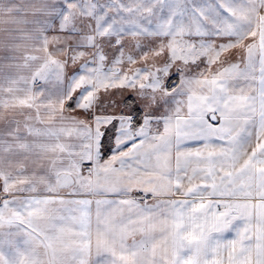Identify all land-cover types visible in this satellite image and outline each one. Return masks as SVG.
<instances>
[{"label":"snow or ice","instance_id":"6c2138e0","mask_svg":"<svg viewBox=\"0 0 264 264\" xmlns=\"http://www.w3.org/2000/svg\"><path fill=\"white\" fill-rule=\"evenodd\" d=\"M0 264H264V0H0Z\"/></svg>","mask_w":264,"mask_h":264}]
</instances>
